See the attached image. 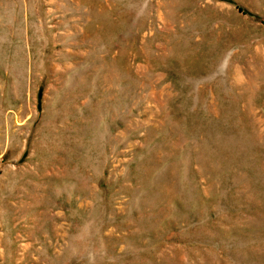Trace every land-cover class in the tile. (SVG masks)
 Masks as SVG:
<instances>
[{
    "label": "rangeland",
    "instance_id": "374dc122",
    "mask_svg": "<svg viewBox=\"0 0 264 264\" xmlns=\"http://www.w3.org/2000/svg\"><path fill=\"white\" fill-rule=\"evenodd\" d=\"M0 264H264V0H0Z\"/></svg>",
    "mask_w": 264,
    "mask_h": 264
},
{
    "label": "bare ground",
    "instance_id": "6f19581e",
    "mask_svg": "<svg viewBox=\"0 0 264 264\" xmlns=\"http://www.w3.org/2000/svg\"><path fill=\"white\" fill-rule=\"evenodd\" d=\"M22 80V79H21ZM18 84H20V82L18 83ZM18 88H19V86H18ZM19 90H20V88H19ZM19 93V92H18ZM21 93H23V92H21ZM18 98V97H17Z\"/></svg>",
    "mask_w": 264,
    "mask_h": 264
}]
</instances>
